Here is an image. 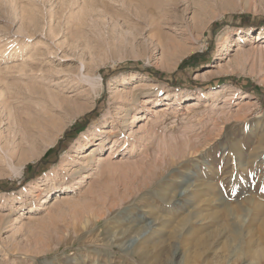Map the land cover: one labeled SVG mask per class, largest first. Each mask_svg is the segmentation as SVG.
Instances as JSON below:
<instances>
[{
	"label": "rangeland",
	"instance_id": "374dc122",
	"mask_svg": "<svg viewBox=\"0 0 264 264\" xmlns=\"http://www.w3.org/2000/svg\"><path fill=\"white\" fill-rule=\"evenodd\" d=\"M262 28L264 0H0V264H264Z\"/></svg>",
	"mask_w": 264,
	"mask_h": 264
},
{
	"label": "bare ground",
	"instance_id": "6f19581e",
	"mask_svg": "<svg viewBox=\"0 0 264 264\" xmlns=\"http://www.w3.org/2000/svg\"><path fill=\"white\" fill-rule=\"evenodd\" d=\"M161 16H162V17H161ZM163 17H164V15L161 14V15H160V19H161V21L164 19ZM160 19H158V21H159ZM227 31H235V32H238V33L248 34V33L251 31V29H250V28H227ZM256 32H258L259 39H261V38L264 37V28H262V29H258ZM99 79H100V78H99ZM99 82H100V81H99ZM20 85H21V84H20ZM21 86H22V88H23L25 91L28 90V86H26V85H24V84H22ZM36 89H37V88L34 89L35 92H36ZM36 93H37V92H36ZM242 93H243L242 95H244V96H243L244 98L248 96L247 93H244V92H242ZM201 95H202L204 98H209V97H210L208 92H203V94H201ZM192 100H195V98L190 97L187 101H192ZM92 155H93V152L91 151V153H89V154L87 155V159H90V158L92 157ZM92 159H94V158H92ZM92 159H90V160H92ZM98 160H99V159H98ZM77 183H79V182H77ZM64 190H65V189H64Z\"/></svg>",
	"mask_w": 264,
	"mask_h": 264
},
{
	"label": "trees",
	"instance_id": "16d2710c",
	"mask_svg": "<svg viewBox=\"0 0 264 264\" xmlns=\"http://www.w3.org/2000/svg\"><path fill=\"white\" fill-rule=\"evenodd\" d=\"M197 56H198V54H194V55H192V56H190V57L184 59V60L180 63L178 69H179V70H182V69L188 64V62H190L191 60L195 59ZM231 80H232V81H235L234 79H231ZM219 82H222V80H220ZM83 128H84V125H80L77 129L80 130V129H83ZM39 163L41 164L42 161L40 160ZM28 167L30 168L31 166L29 165ZM26 168H27V167H26Z\"/></svg>",
	"mask_w": 264,
	"mask_h": 264
}]
</instances>
